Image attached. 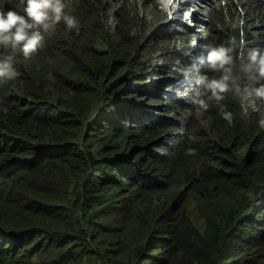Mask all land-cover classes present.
Here are the masks:
<instances>
[{"label": "trees", "instance_id": "1", "mask_svg": "<svg viewBox=\"0 0 264 264\" xmlns=\"http://www.w3.org/2000/svg\"><path fill=\"white\" fill-rule=\"evenodd\" d=\"M66 11L79 31L17 52L0 85V264H264V105L246 98L264 85L249 68L264 0ZM219 47L233 63L217 102L195 79L225 74L205 67Z\"/></svg>", "mask_w": 264, "mask_h": 264}, {"label": "clouds", "instance_id": "2", "mask_svg": "<svg viewBox=\"0 0 264 264\" xmlns=\"http://www.w3.org/2000/svg\"><path fill=\"white\" fill-rule=\"evenodd\" d=\"M23 11L15 9L7 11L0 10V85L14 81L20 73L15 67V54L19 52L25 61L37 54L45 47L46 39L56 31V26L64 23L67 30L76 29L79 31L78 21L75 16L66 11L68 0H21ZM229 49L219 47L209 51L205 67L218 71L224 69L225 74L220 78H209L207 75L197 72L195 82L203 85L205 92L217 102L225 98L230 90V68L226 65L233 63V57L228 54ZM249 68L264 77V51L253 49L249 53ZM260 98L261 105H264V85L246 91V98H250L252 92ZM261 105L251 101L253 110H258ZM203 109L208 108L204 101L200 102ZM225 118L231 123V113H224ZM264 127V121H261Z\"/></svg>", "mask_w": 264, "mask_h": 264}]
</instances>
